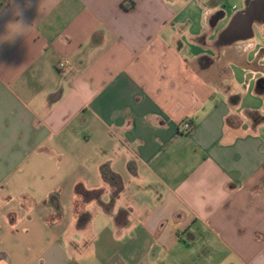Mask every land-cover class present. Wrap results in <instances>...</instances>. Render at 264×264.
<instances>
[{
	"label": "crops",
	"instance_id": "crops-1",
	"mask_svg": "<svg viewBox=\"0 0 264 264\" xmlns=\"http://www.w3.org/2000/svg\"><path fill=\"white\" fill-rule=\"evenodd\" d=\"M258 1L0 0V264H264Z\"/></svg>",
	"mask_w": 264,
	"mask_h": 264
},
{
	"label": "rangeland",
	"instance_id": "rangeland-1",
	"mask_svg": "<svg viewBox=\"0 0 264 264\" xmlns=\"http://www.w3.org/2000/svg\"><path fill=\"white\" fill-rule=\"evenodd\" d=\"M233 5V4H232ZM232 5H230L231 7H232ZM229 6V7H230ZM236 6H238V8L240 7L238 4L236 5ZM262 26L264 27V23L262 24ZM254 29L255 30H257V27H254ZM264 35V34H263ZM255 39H257L255 42H260V40L264 43V36H263V38L262 39H260L259 38V36H256V37H254ZM252 40V39H251ZM186 252V251H185Z\"/></svg>",
	"mask_w": 264,
	"mask_h": 264
},
{
	"label": "built area",
	"instance_id": "built-area-1",
	"mask_svg": "<svg viewBox=\"0 0 264 264\" xmlns=\"http://www.w3.org/2000/svg\"><path fill=\"white\" fill-rule=\"evenodd\" d=\"M64 67H65V65H64L63 62L59 63V68H64ZM184 127H185V129H190V125L189 124H185Z\"/></svg>",
	"mask_w": 264,
	"mask_h": 264
},
{
	"label": "water",
	"instance_id": "water-1",
	"mask_svg": "<svg viewBox=\"0 0 264 264\" xmlns=\"http://www.w3.org/2000/svg\"><path fill=\"white\" fill-rule=\"evenodd\" d=\"M240 15H241V14H237L236 17L234 18V20L239 19ZM250 26H251V23H250Z\"/></svg>",
	"mask_w": 264,
	"mask_h": 264
},
{
	"label": "flooded vegetation",
	"instance_id": "flooded-vegetation-1",
	"mask_svg": "<svg viewBox=\"0 0 264 264\" xmlns=\"http://www.w3.org/2000/svg\"><path fill=\"white\" fill-rule=\"evenodd\" d=\"M257 3L262 4V3H264V0L258 1ZM250 11H251V9H250Z\"/></svg>",
	"mask_w": 264,
	"mask_h": 264
},
{
	"label": "clouds",
	"instance_id": "clouds-1",
	"mask_svg": "<svg viewBox=\"0 0 264 264\" xmlns=\"http://www.w3.org/2000/svg\"><path fill=\"white\" fill-rule=\"evenodd\" d=\"M19 25H21V24H19Z\"/></svg>",
	"mask_w": 264,
	"mask_h": 264
}]
</instances>
